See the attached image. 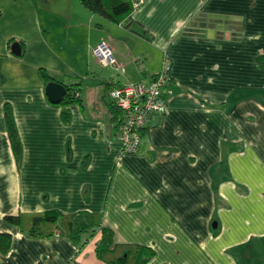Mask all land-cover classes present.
<instances>
[{"label":"crops","instance_id":"obj_1","mask_svg":"<svg viewBox=\"0 0 264 264\" xmlns=\"http://www.w3.org/2000/svg\"><path fill=\"white\" fill-rule=\"evenodd\" d=\"M102 42L124 73L100 64ZM166 58L167 110L124 153L109 86L148 81ZM41 69L78 101L52 103ZM50 210L102 214L119 244L155 251L146 264H264V0H148L130 29L81 0H0V233L13 238L0 264H105L100 234L80 248L5 220Z\"/></svg>","mask_w":264,"mask_h":264},{"label":"trees","instance_id":"obj_2","mask_svg":"<svg viewBox=\"0 0 264 264\" xmlns=\"http://www.w3.org/2000/svg\"><path fill=\"white\" fill-rule=\"evenodd\" d=\"M81 2L89 11L106 20L123 25L127 29H130L132 26V16L135 11L133 0H81ZM15 42V39H11L9 46H12ZM21 44L23 43L21 42ZM41 74L47 85L51 82H56L46 70L41 69ZM61 84L66 87L68 95L60 104L66 107L78 101L75 93L71 95L73 86ZM116 86L118 85L116 84L113 88ZM113 88L109 86L110 91ZM109 105L113 126L119 133L120 126L123 123V112L113 102ZM63 114L64 119L68 120L70 114L67 108L64 109ZM6 117L14 150L19 158L22 146L12 112L8 107L6 109ZM5 220L9 224L19 227L29 237L46 239L56 234H61L80 248L88 244L89 239L100 234V240L96 246V255L105 264H146L155 255V251L148 247L119 244L116 241L115 232L103 224V216L99 213L79 211L73 214H64L59 210H50L40 213L8 215L5 217ZM12 240L11 234L0 233V251L3 254H8L10 251Z\"/></svg>","mask_w":264,"mask_h":264},{"label":"built area","instance_id":"obj_3","mask_svg":"<svg viewBox=\"0 0 264 264\" xmlns=\"http://www.w3.org/2000/svg\"><path fill=\"white\" fill-rule=\"evenodd\" d=\"M147 1L133 0L134 10ZM93 53L103 67L116 68L124 73L108 43L98 44L93 49ZM170 71V61L166 58L161 71L153 75L150 80L129 81L110 91L112 102L123 112V123L117 138L123 145L124 153L138 152L141 147L142 132L149 125L153 115L165 114L167 98L172 93L168 88L171 81ZM78 96L76 93V97Z\"/></svg>","mask_w":264,"mask_h":264},{"label":"water","instance_id":"obj_4","mask_svg":"<svg viewBox=\"0 0 264 264\" xmlns=\"http://www.w3.org/2000/svg\"><path fill=\"white\" fill-rule=\"evenodd\" d=\"M11 50L16 56L22 55V47L21 44L18 42H15L11 46ZM46 93L50 101L54 104H60L68 95L66 87L59 82L49 83L46 87Z\"/></svg>","mask_w":264,"mask_h":264},{"label":"rangeland","instance_id":"obj_5","mask_svg":"<svg viewBox=\"0 0 264 264\" xmlns=\"http://www.w3.org/2000/svg\"><path fill=\"white\" fill-rule=\"evenodd\" d=\"M136 62H137L138 64H140V65H143V62H142L141 60H140L139 62L136 61V57H135V58H134V63H132V66L136 67L137 69H138V66H137ZM141 62H142V63H141Z\"/></svg>","mask_w":264,"mask_h":264}]
</instances>
